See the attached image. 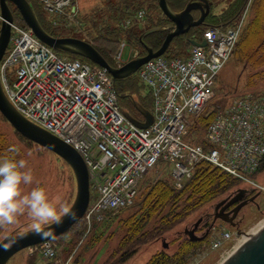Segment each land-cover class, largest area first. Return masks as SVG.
<instances>
[{
	"label": "built area",
	"instance_id": "1",
	"mask_svg": "<svg viewBox=\"0 0 264 264\" xmlns=\"http://www.w3.org/2000/svg\"><path fill=\"white\" fill-rule=\"evenodd\" d=\"M34 1L52 17L53 25L78 26L74 0ZM247 12L248 8L225 31L208 29L206 47H191L184 58L151 60L138 70V79L153 99L154 119L145 129L122 113L113 79L105 69L61 58L30 30L11 24L9 49L0 63L3 89L23 118L82 157L94 193L84 216L88 226L103 220L106 213L132 207L141 180L158 167L168 170L175 187L181 188L196 166L207 162L264 194V187L253 179L264 157V94L244 96L217 109L203 144L186 140L192 118L213 98L217 77L233 53ZM143 15L139 12L122 27L129 29ZM131 55L136 57L137 52ZM116 59L119 64L120 55ZM262 222L245 234L220 229L211 249L232 241L228 257L259 232ZM29 252L52 260L58 248L45 242ZM61 264H72V255Z\"/></svg>",
	"mask_w": 264,
	"mask_h": 264
},
{
	"label": "trees",
	"instance_id": "2",
	"mask_svg": "<svg viewBox=\"0 0 264 264\" xmlns=\"http://www.w3.org/2000/svg\"><path fill=\"white\" fill-rule=\"evenodd\" d=\"M27 1L38 23L49 35L64 37L56 33L55 29L51 27L50 19L41 5L32 0ZM248 1L227 0L224 8L218 12L216 9L220 5V1L209 0L210 13L203 24L191 29L185 35L174 38L164 58L170 60L185 56L190 43L192 41H202L203 33L207 28L221 27L227 29L231 27L245 10ZM187 2L188 0H166L169 9L175 13L182 11ZM140 10L145 13L143 27L122 31L119 26L120 21L134 16ZM194 15L196 16L197 13H194ZM80 19L84 41L90 43L113 67L115 64L111 60L110 54L114 51V45L118 44L123 36L130 46L138 48L141 51L140 55H144L145 50L140 41V36L144 35L142 42L147 47L157 51L161 47L165 36L171 30L172 25L161 13L157 0H103L99 8L92 10L91 13L81 15ZM13 20L21 28L27 29L17 11L16 14L13 13ZM55 53L70 61L78 60L95 69L98 68L82 56L61 51H55ZM231 60L238 63H248L256 68L264 67V0H251L248 20L236 43ZM114 88L118 105L126 116L141 122L143 121V115L139 108L152 112L153 99L151 92L141 84L136 74L121 80H114ZM218 92L219 90L217 92L214 90V97L210 103L204 107L191 124L187 136L191 143H201L202 134L215 118L216 107L222 108L230 103L228 99L222 100L223 98L214 102V98L216 99L219 96ZM0 122L8 124L1 114ZM11 129L19 142L33 144L18 134L12 127ZM19 155L20 151L17 146L8 140L4 134L0 133V157L19 160ZM261 172H264V157L258 170V173ZM239 187L240 183L236 179L207 162L199 163L193 176L180 189L174 188L168 178L156 180L155 182L146 180L145 183L139 186L137 200L133 206L136 207L135 212L119 222L124 233L116 249L113 250L103 264H125L143 246L156 242L195 211ZM111 220L112 218L103 222H93L90 230L95 232L97 227H101ZM85 231L86 225L84 224L83 232L80 233ZM208 246L209 234L201 241L188 237L178 244L174 253L169 254L165 251H159L152 255L145 264H188L196 252H201ZM25 264H38L36 256H29ZM44 264H57V262L51 261ZM74 264H76L75 259Z\"/></svg>",
	"mask_w": 264,
	"mask_h": 264
},
{
	"label": "rangeland",
	"instance_id": "3",
	"mask_svg": "<svg viewBox=\"0 0 264 264\" xmlns=\"http://www.w3.org/2000/svg\"><path fill=\"white\" fill-rule=\"evenodd\" d=\"M103 0H78L81 13H91L100 7ZM220 5L216 11H221L227 3V0H218ZM14 14L16 10L14 6H11ZM54 28V27H53ZM55 32L68 38H76L84 40L81 33H77L75 30H68L64 28H54ZM88 38V37H87ZM136 48V47H135ZM120 44L114 45V51L110 54L111 60L117 61V53L119 52ZM141 53V51L136 48ZM128 48H125L122 52V58L128 56ZM139 80V79H138ZM142 84V83H141ZM215 92H218V98H214V102L219 100H234L239 96L250 93H261L264 91V67L256 68L248 63H238L231 60L226 65L225 70L221 73L215 87ZM0 133L4 134L8 140H10L20 151L19 160L24 159L26 169H30L33 174V182L30 185H22L23 194H27L35 187H44L48 192L49 199L59 198L58 209L62 207L70 208L76 193L75 180L69 166L57 157L51 151L44 149L36 144H28L19 142L18 138L13 133L11 127L5 123L0 122ZM163 167H158L147 173L141 180L140 185L145 183L146 180H153L156 178L164 177ZM254 181L264 186V172L257 174L254 177ZM240 189H250V186L245 183H241ZM92 198L94 193H91ZM237 196V189L230 191L217 198L216 200L206 204L201 209L195 211L181 224L177 225L167 234L159 238L156 242L143 246L130 260L125 264H145L152 255L159 251H165L169 254L174 253L179 243L188 238V232L193 231V236L201 239L202 236L208 230L215 226L216 230L219 227H223L229 231H241L247 232L260 221H263L264 225V196H261L257 203L260 209L256 211V208L249 203L242 204L233 210H237L233 214L235 217V225L232 227L227 226L224 222L214 220L216 207L222 202L228 201L230 198ZM236 204V201L234 202ZM233 203V205H234ZM232 205V206H233ZM136 207L120 211L112 215V220L109 223L101 227H97L95 230L83 232L84 222L79 221L76 223L64 236L54 240L56 247L59 250V259L62 260L71 252L75 253L76 264H103L111 255L113 250L116 249L120 238L123 235L121 230L120 221L125 220L135 212ZM63 213H61V216ZM81 222V223H80ZM32 219L25 211L23 214H19L14 224H0V242L12 234H18L32 229ZM48 226V225H45ZM43 226V227H45ZM216 233V232H215ZM210 234V233H209ZM166 245V247H164ZM226 246V244H223ZM228 246V245H227ZM222 249L218 251H211L208 248L203 255H198L197 252L192 256L188 264H221L223 259L230 253V248ZM199 253V252H198ZM28 255L27 250H22L15 254L7 264H25ZM38 264H43L42 259L37 257ZM59 262V260H57ZM45 263V262H44Z\"/></svg>",
	"mask_w": 264,
	"mask_h": 264
},
{
	"label": "water",
	"instance_id": "4",
	"mask_svg": "<svg viewBox=\"0 0 264 264\" xmlns=\"http://www.w3.org/2000/svg\"><path fill=\"white\" fill-rule=\"evenodd\" d=\"M157 4L162 14L172 24L171 30L165 36L161 47L157 51L147 47L142 42L144 35H141L140 41L146 54L129 61L120 68H114L91 44L76 38L53 37L49 35L38 23L27 0H0V12L2 16L0 26V62L6 52L10 39V25L13 22V16L9 5H12L18 11L25 25L41 43L53 50L76 54L86 58L96 66L105 69L113 80L127 78L135 74L143 64L151 59L162 57L174 38L185 35L191 29L201 26L210 13L209 0H188L184 9L176 13L169 9L166 0H157ZM193 12H198V17H195ZM191 44L204 47L206 42L202 41L198 43L192 41ZM139 110L144 117L143 122H138L129 116L128 119L138 128H147L153 122V115L149 111L140 108ZM0 114L23 138L51 151L62 159L72 170L76 183V196L69 208V214H63L59 223L43 227L42 230L47 235L42 236L37 234L34 230H30L9 235L0 242V264H7L18 252L66 234L83 218L90 200V189L87 167L81 156L69 145L23 118L8 101L1 82ZM246 192V190L239 189L237 190V196L245 195ZM193 232L194 230L187 234L190 238L197 240V238L193 236ZM164 247H166V245H164ZM221 264H264V227L256 235L250 237L247 242L234 251Z\"/></svg>",
	"mask_w": 264,
	"mask_h": 264
},
{
	"label": "clouds",
	"instance_id": "5",
	"mask_svg": "<svg viewBox=\"0 0 264 264\" xmlns=\"http://www.w3.org/2000/svg\"><path fill=\"white\" fill-rule=\"evenodd\" d=\"M24 159L0 157V224H14L19 214L27 211L31 217L32 229L45 236L42 228L45 225L59 223L61 213L69 214V209H58L59 198L49 199L44 187H35L23 194L22 185L33 182V174L26 169Z\"/></svg>",
	"mask_w": 264,
	"mask_h": 264
},
{
	"label": "flooded vegetation",
	"instance_id": "6",
	"mask_svg": "<svg viewBox=\"0 0 264 264\" xmlns=\"http://www.w3.org/2000/svg\"><path fill=\"white\" fill-rule=\"evenodd\" d=\"M261 196L256 193H248L245 195L235 196L230 198L228 201L222 202L216 207V213H215V219L224 222L227 226L232 227L235 225V217H233V214L237 212V210H233L234 208L241 206L242 204L249 203V205H252L256 208V211L260 209L259 204L257 203L258 199ZM236 201V204L234 203ZM254 200V201H253ZM234 203V205H233ZM233 205V206H232ZM243 206V205H242ZM241 206V207H242ZM207 233V232H206ZM206 233L204 235H206Z\"/></svg>",
	"mask_w": 264,
	"mask_h": 264
}]
</instances>
